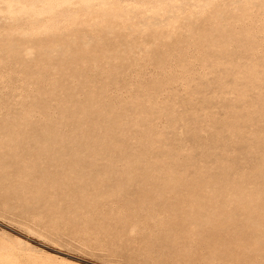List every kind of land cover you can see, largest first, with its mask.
I'll return each instance as SVG.
<instances>
[{"label": "rangeland", "instance_id": "374dc122", "mask_svg": "<svg viewBox=\"0 0 264 264\" xmlns=\"http://www.w3.org/2000/svg\"><path fill=\"white\" fill-rule=\"evenodd\" d=\"M0 136V264H264V0H0Z\"/></svg>", "mask_w": 264, "mask_h": 264}, {"label": "bare ground", "instance_id": "6f19581e", "mask_svg": "<svg viewBox=\"0 0 264 264\" xmlns=\"http://www.w3.org/2000/svg\"><path fill=\"white\" fill-rule=\"evenodd\" d=\"M15 50V49H14ZM43 96V95H42ZM61 99V98H60ZM91 102V101H90ZM86 103V102H85ZM58 104V103H57ZM84 106H85V104H84ZM65 108V107H64ZM60 109V108H59ZM85 110V109H84ZM166 113V112H165ZM37 114V113H36ZM75 114V113H74ZM50 115V114H49ZM36 118H37V116H35ZM126 119V118H125ZM6 120H7V118H6ZM18 120V119H17ZM64 120V119H63ZM10 121V120H9ZM56 121V120H55ZM36 122V121H35ZM250 122V121H249ZM17 123V122H16ZM67 123V122H66ZM153 123V122H152ZM24 124V123H23ZM51 124V123H50ZM81 124V123H80ZM10 125V124H9ZM30 125V124H29ZM34 126V125H33ZM38 126V125H37ZM77 126V125H76ZM75 126V127H76ZM100 126V125H99ZM36 127V126H35ZM68 127V126H67ZM156 127V126H155ZM153 128V127H152ZM7 129V128H6ZM41 129V128H40ZM46 129V128H45ZM52 129V128H51ZM10 130V129H9ZM65 130V129H64ZM114 130V129H113ZM133 130V129H132ZM243 130V129H242ZM242 130H240V131H242ZM48 131V130H47ZM56 131V130H55ZM66 131V130H65ZM98 131V130H97ZM57 132V131H56ZM64 132V131H63ZM253 132V131H252ZM251 132V133H252ZM53 133V132H52ZM242 133V132H241ZM36 134V133H35ZM243 134V133H242ZM39 135V134H38ZM257 135V134H256ZM7 136V135H6ZM56 136V135H55ZM138 136V135H137ZM1 137V136H0ZM8 137V136H7ZM6 137V138H7ZM255 137V136H254ZM35 138H36V136H35ZM51 138H52V136H51ZM63 138V137H62ZM67 138H69V137H67ZM34 139V138H33ZM57 139V138H56ZM64 139H66V138H64ZM152 139V138H151ZM106 140V139H105ZM51 141V140H50ZM55 141V140H54ZM89 141H90V139H89ZM211 141V140H210ZM228 141V140H227ZM48 142V141H47ZM68 142V141H67ZM79 142V141H78ZM152 142H153V140H152ZM226 142V141H225ZM257 142V141H256ZM66 143V142H65ZM72 143V142H71ZM9 144V143H8ZM33 144H34V142H33ZM36 144V143H35ZM137 144V143H136ZM103 145V144H102ZM139 145V144H138ZM81 146V145H80ZM83 146V145H82ZM81 146V147H82ZM262 146V145H261ZM2 147V146H1ZM49 147V146H48ZM48 147H46L47 149H48ZM61 147H62V145H61ZM9 148V147H8ZM68 148V147H67ZM80 148V147H79ZM13 149V148H12ZM71 149V148H70ZM42 150V149H41ZM44 150V149H43ZM68 150V149H67ZM38 151V150H37ZM61 151V150H60ZM69 151V150H68ZM116 151V150H115ZM19 152V151H18ZM29 152V151H28ZM50 152H53V151H50ZM82 152V151H81ZM84 152V151H83ZM108 152V151H107ZM112 152V151H111ZM129 152V151H128ZM73 153V152H72ZM74 153H76V152H74ZM64 154V153H63ZM108 155V154H107ZM37 157V156H36ZM24 158V157H23ZM26 158V157H25ZM44 158V157H43ZM189 158V157H188ZM32 159V158H31ZM30 159V160H31ZM36 159V158H35ZM45 159V158H44ZM138 159V158H137ZM175 159V158H174ZM178 159H179V157H178ZM10 158H9V156H7V155H5V154H3V153H0V172H3L4 170H5V168H7L6 166H13V165H15V163L14 162H10ZM33 160V159H32ZM31 160V161H32ZM171 160H173V159H171ZM116 161V160H115ZM178 161V160H177ZM234 161V160H233ZM6 162V163H5ZM43 162V161H42ZM144 162V161H143ZM181 162H182V160H181ZM29 163V162H28ZM175 163V162H174ZM17 165V164H16ZM29 165V164H28ZM171 165V164H170ZM39 167V166H38ZM83 169V168H82ZM164 169V168H163ZM29 170V169H28ZM74 170V169H73ZM123 170V169H122ZM23 171V170H22ZM77 171V170H76ZM80 171V170H79ZM184 171V170H183ZM83 172V171H82ZM40 173V172H39ZM81 174V173H80ZM79 174V175H80ZM126 174V173H125ZM125 174H123V175H125ZM180 174H183V173H180ZM179 174V175H180ZM13 175H17V176H19L20 175V172L19 171H16ZM5 177H7L8 179H9V177H8V175H4ZM77 176V175H76ZM145 177H147V176H145ZM149 177V176H148ZM194 177V176H193ZM13 178V177H12ZM60 178V177H59ZM79 178H81V177H79ZM178 178H180V177H178ZM11 179V178H10ZM39 179V178H38ZM78 179V178H77ZM4 180H6V179H4ZM57 180V179H56ZM60 180V179H59ZM242 180V179H241ZM2 181V180H1ZM13 181V180H12ZM61 181V180H60ZM192 181V180H191ZM234 182V181H233ZM10 183V182H9ZM13 183V182H12ZM45 183V182H44ZM56 183V182H55ZM175 183V182H174ZM70 184V183H69ZM42 185V184H41ZM66 185V184H65ZM72 185V184H71ZM114 185V184H113ZM192 185V184H191ZM14 186V185H13ZM44 186H46V185H44ZM185 186V185H184ZM66 187V186H65ZM183 187V186H182ZM15 188H18V187H15ZM30 188V187H29ZM118 188V187H117ZM45 189V188H44ZM83 190V189H82ZM88 191V190H87ZM115 191V190H114ZM119 190H117V192H118ZM110 192H111V189H110ZM36 193V192H35ZM113 193V192H112ZM38 194V193H37ZM98 194H100V193H98ZM108 194V193H107ZM106 194V195H107ZM27 196V195H26ZM30 196V195H29ZM63 197V196H62ZM103 197V196H102ZM113 197V196H112ZM27 200H29L28 198H27ZM225 200H227V199H225ZM32 202H34V201H32ZM203 203V202H202ZM80 205V204H79ZM200 205V204H199ZM202 205V204H201ZM207 205V204H206ZM52 206V205H51ZM54 206V205H53ZM203 206V205H202ZM225 206V205H224ZM74 208V207H73ZM86 209V208H85ZM72 210V209H71ZM227 210V209H226ZM77 211V210H76ZM98 212H99V210H97ZM216 214V213H215ZM213 215V214H212ZM259 216V215H258ZM215 217V216H214ZM214 217H212V218H214ZM217 218H219V217H217ZM149 220H150V218H149ZM213 220V219H212ZM223 220V219H222ZM183 222V221H182ZM224 222H225V220H224ZM223 222V223H224ZM233 222V221H232ZM236 222V221H235ZM185 223V222H184ZM191 224H193V223H191ZM210 226V225H209ZM192 227V226H191ZM198 229V228H197ZM201 230V229H200ZM200 230H198V231H200ZM204 230V229H203ZM186 231V230H185ZM201 232V231H200ZM185 234V233H184ZM187 234V233H186ZM203 234V233H202ZM207 234V233H206ZM205 234V235H206ZM208 235H209V233H208ZM207 235V236H208ZM200 243V242H199ZM202 243V242H201ZM208 247V246H207ZM210 247V246H209ZM213 248V247H212ZM217 248V247H216ZM201 251H203V250H201Z\"/></svg>", "mask_w": 264, "mask_h": 264}]
</instances>
